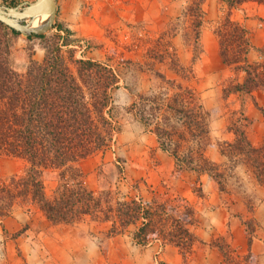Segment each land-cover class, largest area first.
<instances>
[{
	"label": "crops",
	"instance_id": "crops-1",
	"mask_svg": "<svg viewBox=\"0 0 264 264\" xmlns=\"http://www.w3.org/2000/svg\"><path fill=\"white\" fill-rule=\"evenodd\" d=\"M55 4L58 31L65 29L67 35L64 45L74 40L68 36L90 37L96 49L85 60L107 66L117 80L109 92L117 130L108 148L76 163L82 186L94 196L108 188L118 201L173 207L174 214L163 213L157 221L165 234L174 226L173 215L180 216L185 205L190 207L191 222H183V227L191 241L184 254L156 231L137 243L133 236L142 226L141 220L111 235L112 222L102 220L99 213L81 215L71 224L51 225L35 203L16 197L8 212L0 215V264H264V185L256 181L245 155L235 156L237 164L231 173L226 169L225 174L230 175L220 188L206 174L177 171L173 156L159 147L155 133L129 111L138 96L160 88L171 85L169 95L174 88L190 89L204 112V158L225 167L227 158L220 148L233 143L235 127L242 129L251 147H261L264 5L246 2L228 8L227 0H203L195 38L192 18L185 17L177 0H55ZM228 14L244 34L239 40L230 39L227 58L246 43L245 61L254 80L248 93L229 90L244 83L248 75L234 70L240 60L228 64L221 55L217 31ZM173 21L180 24L169 36L166 30ZM123 22L141 25L146 36L137 41V47L114 54L101 36L105 29ZM31 39L28 41L35 43L31 60L41 63L43 49L37 38ZM119 53L121 60L117 59ZM172 60L185 76L171 70ZM23 163L19 161L13 169L0 162V187L10 177L23 174ZM42 183L45 197L51 198L57 174L46 172Z\"/></svg>",
	"mask_w": 264,
	"mask_h": 264
},
{
	"label": "trees",
	"instance_id": "trees-1",
	"mask_svg": "<svg viewBox=\"0 0 264 264\" xmlns=\"http://www.w3.org/2000/svg\"><path fill=\"white\" fill-rule=\"evenodd\" d=\"M202 1L194 0L193 7L187 8L195 18L192 23L195 38L201 25ZM246 2L264 5V0H227V6L234 8ZM9 6L16 4L10 3ZM228 16L221 30L217 31L221 55L228 64L240 60L241 65L234 70L240 69L248 75L244 83L234 84L229 90L248 93L254 80L249 77L251 68L245 61L247 45L244 42V47L239 46L236 58L232 53L227 58L226 49L231 38L241 39L244 30ZM55 28L59 30L58 26ZM11 36L20 34L0 24V156L23 160L26 169L22 175L9 178L0 187V215L8 212L13 199L19 197L35 203L53 225L71 224L81 215L99 213L102 220L112 222V235L141 220L142 226L133 236L137 243L145 242L146 236L156 231L184 254L191 241L183 227V222H191L193 210L190 207L185 205L180 216L173 215L174 226L165 234L161 227L158 228L157 221L161 220L163 213L174 214L173 207L159 205L153 208L142 201H118L108 188L94 196L82 186L75 170L77 162L108 148L117 130L112 121L109 94L117 82L113 71L101 63L72 60L73 51L70 50L67 60L75 66L73 72L65 62L61 47L56 46L45 49L41 63L29 60L24 71L18 72L9 63ZM43 37L32 35L25 38ZM57 39L63 40L62 45L66 43L64 38ZM170 68L185 76L174 60ZM168 87L173 89L171 85ZM168 87L147 96H138L129 111L155 133L159 147L173 156L177 171L185 169L197 175L206 174L221 188V182L227 176L225 169L231 173L237 164L235 156L244 154L256 181L264 185V141L261 147L253 148L242 129L235 127L233 143L220 148L221 154L227 158L226 166L210 162L202 155L205 117L195 93L190 89L174 88V93L169 95ZM116 170L119 172V168ZM46 172H55L58 177L51 198L45 197L43 191Z\"/></svg>",
	"mask_w": 264,
	"mask_h": 264
},
{
	"label": "rangeland",
	"instance_id": "rangeland-1",
	"mask_svg": "<svg viewBox=\"0 0 264 264\" xmlns=\"http://www.w3.org/2000/svg\"><path fill=\"white\" fill-rule=\"evenodd\" d=\"M31 1H33V0H0V5L9 6L10 3H15L16 5H18L19 3H22V2H31ZM177 1L180 4H182L184 7V10H186L185 11V17L189 16L190 18H192L191 19V21H192L191 27L193 28L192 23L195 21V18L192 16V14H189L187 12V8L193 7L194 0H177ZM118 23H120V22L117 21V24ZM122 24L118 25L117 27H114L115 26L114 25V26H111L110 28L105 29L104 33L101 36V40L103 42L106 41L110 44L109 45V52H113L114 54H115V52L117 53V51H119V50L122 51L124 49L128 50V49H132L134 47H137L138 46L137 41L140 42L146 36V30L144 28H142L141 25H140L141 26V28H140L139 25H135V24L131 25V23L123 22ZM179 24H180L179 22H175V21L169 23V28L166 30L168 32L169 36L174 35V32L177 31V27ZM57 25H58V23L54 19L53 28L51 30H49L47 33L43 34L44 35L43 38H37V41H38L39 45L42 47L44 55H45V49L51 50V49L55 48L56 46H60L62 54H63L64 59H65V62L67 63L69 68L74 72L75 66L72 63H70L69 60H67L68 59L67 56L69 55L68 51H70V50L73 51L72 60H78V59L85 60V57H87L94 49H96V46L94 45L93 39H91L90 37H87L85 35L76 36V37L68 36L69 38L71 37L72 40L73 39L74 40L72 42H70V44L67 42V46L61 45V44H63V42H62L63 40H58L57 37L58 38L59 37L64 38V40H65V38H67V35L65 32V29L61 30V33H60L55 28ZM123 27H125V28H123ZM193 30H194V28H193ZM225 30L227 33L228 30L227 29H225ZM30 40H32V39L30 38ZM80 40L86 42L88 45L87 50L82 55L76 54V50L73 47H70V45L71 46L73 45V42L80 41ZM9 44H10L9 45V53H10L9 63L11 65V67L14 68L18 72L24 71L25 68L23 69V64H26V66H27L29 60H31V53H32V49H33L35 43H33V41H28V39H26L24 36L20 35V36H16V37L11 36L9 39ZM165 45H166V43H165ZM233 45H234V48H237V43L233 44ZM226 46L228 47V45H226ZM101 47H102V45H101ZM227 47H226V49H227ZM231 50L232 49H230V51ZM117 55H118L117 59H120L122 57L121 53H119ZM115 105L119 108L118 104H115ZM19 161L21 162V160H16V158L0 156V162H2L3 165L5 163L6 166H9L10 168H13V169H14V166L16 164H18ZM23 164H26V163H23ZM13 169H11V170H13ZM225 171H226V169H225ZM228 175H230V174H228ZM51 225H53V224H51Z\"/></svg>",
	"mask_w": 264,
	"mask_h": 264
},
{
	"label": "water",
	"instance_id": "water-1",
	"mask_svg": "<svg viewBox=\"0 0 264 264\" xmlns=\"http://www.w3.org/2000/svg\"><path fill=\"white\" fill-rule=\"evenodd\" d=\"M56 13L55 0H33L14 7L0 5V24L24 37L43 35L53 28ZM47 14L48 18L37 26L33 21Z\"/></svg>",
	"mask_w": 264,
	"mask_h": 264
},
{
	"label": "built area",
	"instance_id": "built-area-1",
	"mask_svg": "<svg viewBox=\"0 0 264 264\" xmlns=\"http://www.w3.org/2000/svg\"><path fill=\"white\" fill-rule=\"evenodd\" d=\"M70 47H73L76 50V54L82 55L87 50L88 45L86 42L80 40V41L73 42V45L72 46L70 45ZM157 264H159V263H157Z\"/></svg>",
	"mask_w": 264,
	"mask_h": 264
},
{
	"label": "bare ground",
	"instance_id": "bare-ground-1",
	"mask_svg": "<svg viewBox=\"0 0 264 264\" xmlns=\"http://www.w3.org/2000/svg\"><path fill=\"white\" fill-rule=\"evenodd\" d=\"M48 18L47 14H44L42 16H40L39 18L35 19L33 21V23L31 24V26H37L38 24L42 23L44 20H46Z\"/></svg>",
	"mask_w": 264,
	"mask_h": 264
}]
</instances>
